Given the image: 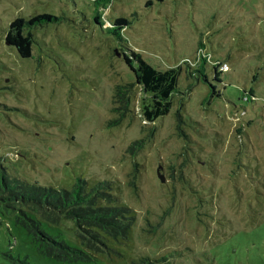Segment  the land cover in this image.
<instances>
[{"label": "rangeland", "instance_id": "1", "mask_svg": "<svg viewBox=\"0 0 264 264\" xmlns=\"http://www.w3.org/2000/svg\"><path fill=\"white\" fill-rule=\"evenodd\" d=\"M41 13L60 20L34 29L32 56L20 58L8 24ZM93 13L92 0H0V159L45 187L111 181L134 211L128 241L91 262H59L0 209V264H264V0H112L106 23L126 17L123 37L146 62L174 67L203 46L226 64L219 81L209 66L197 80L195 64L192 74L181 64L179 93L154 121L133 85L117 124L115 88L134 77ZM60 228L74 244L70 225Z\"/></svg>", "mask_w": 264, "mask_h": 264}, {"label": "trees", "instance_id": "2", "mask_svg": "<svg viewBox=\"0 0 264 264\" xmlns=\"http://www.w3.org/2000/svg\"><path fill=\"white\" fill-rule=\"evenodd\" d=\"M112 0H92L94 4L93 22L117 39L120 47L115 53L122 57L131 71L134 81L117 85L113 95L114 109L118 118L112 121L117 124L130 110L131 91L133 85H138L149 101L144 106V116L148 121L168 113L172 99L176 93L177 79L182 70L181 64H186V72L192 74L191 65L197 67L194 72L198 80L205 75L202 71L209 66L213 71L215 81L223 70V59H210L203 46L195 50V58L191 61L185 58L172 67H161L146 62L135 49L127 45L123 37L125 27L129 24L126 17H116L111 23H106L104 12ZM148 4V3H147ZM146 4V5H147ZM60 18L50 13H41L28 18L17 16L8 24L5 42L14 48L20 58H29L33 53L35 37L33 30ZM209 56V59H208ZM208 64V65H207ZM177 127L182 116L176 112ZM153 135L151 128L149 136ZM144 144V139L133 141L128 148L135 154ZM0 209L14 215V223L21 226L36 245L38 252L47 258L59 262H91L97 255L108 253L112 245L126 244L131 226L134 222V211L118 202L112 191L111 181H99L92 185L84 178H76L69 188L45 187L32 184L25 179L11 175L9 169L0 159ZM43 224L55 229L49 233ZM70 225L74 244H68L62 238L61 225ZM58 227V228H57ZM164 258L151 260L141 257L134 264H155ZM24 264H28L23 261Z\"/></svg>", "mask_w": 264, "mask_h": 264}, {"label": "built area", "instance_id": "3", "mask_svg": "<svg viewBox=\"0 0 264 264\" xmlns=\"http://www.w3.org/2000/svg\"><path fill=\"white\" fill-rule=\"evenodd\" d=\"M221 69H222L223 71L226 69V64H225V63L222 64Z\"/></svg>", "mask_w": 264, "mask_h": 264}, {"label": "water", "instance_id": "4", "mask_svg": "<svg viewBox=\"0 0 264 264\" xmlns=\"http://www.w3.org/2000/svg\"><path fill=\"white\" fill-rule=\"evenodd\" d=\"M117 55H119V54H117Z\"/></svg>", "mask_w": 264, "mask_h": 264}]
</instances>
